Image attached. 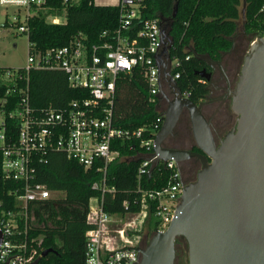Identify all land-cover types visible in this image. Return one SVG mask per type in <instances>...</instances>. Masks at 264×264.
I'll use <instances>...</instances> for the list:
<instances>
[{
    "label": "built area",
    "instance_id": "1",
    "mask_svg": "<svg viewBox=\"0 0 264 264\" xmlns=\"http://www.w3.org/2000/svg\"><path fill=\"white\" fill-rule=\"evenodd\" d=\"M45 1L0 0V7L26 11L18 31L28 37L30 9L40 7ZM144 1L117 0L112 6L118 10V26L111 35L103 33V37H109L101 43L86 45L83 37L78 36L67 46L45 52L34 51V46L29 43L23 67H0L1 175L4 180L13 181L18 186V210L0 212V264H32L41 256L40 241L29 238V204L52 198L47 187L37 182L38 165L46 161L50 152H60L85 170L100 173V181L93 183L91 189L100 191L102 196L115 191L107 187L106 170L117 156L112 150L116 141H139V148L143 151L138 158V177L148 174L154 166V141L164 116L158 97L171 86L169 75L174 81L179 78L178 73L171 74L179 66V61L162 53L165 44H169L162 33L167 27L166 22L159 17L144 18ZM64 2L75 3V0ZM14 20L18 22L19 15ZM157 54L161 55L164 67L158 65ZM135 68L142 70L151 100H157L160 116L149 128L121 130L112 123L116 83L122 74ZM46 71L63 73L68 85L80 91L79 99L69 102L64 108L32 107L31 73ZM181 95L189 98L187 92ZM160 163L169 172L168 183L161 190H139L142 201L137 214L109 215L103 211L102 199L91 205L88 222L95 228L85 234L84 264H137L140 260L139 227L151 205H154V215L159 222L156 231H166L181 202L183 187L175 161ZM112 244L120 247L114 249Z\"/></svg>",
    "mask_w": 264,
    "mask_h": 264
},
{
    "label": "trees",
    "instance_id": "2",
    "mask_svg": "<svg viewBox=\"0 0 264 264\" xmlns=\"http://www.w3.org/2000/svg\"><path fill=\"white\" fill-rule=\"evenodd\" d=\"M30 12L28 42L39 52L67 46L78 36L86 45L98 44L109 37H103V33L111 35L118 26L117 8L95 5L94 0H46ZM142 13L144 18H161L169 27V56L179 61L171 74H179L177 86L195 104L206 93L199 76L206 64L196 56L219 61L223 53L230 51L241 14L243 33L264 37V0H145ZM79 93L68 85L61 72L31 73L30 102L34 108H64L78 100ZM156 104V99L151 100L142 70L135 68L122 74L116 83L112 123L127 131L149 128L159 117ZM112 150L117 156L107 166V187L115 191L103 196L91 189L93 183L100 181V173L85 170L60 152H50L46 161L38 165L37 182L52 193L48 200L29 204V238L40 241V254L51 250L38 264H84L85 234L95 228L88 222L92 201L102 199L103 211L109 215H134L140 210L141 191L161 190L167 185L169 172L163 163L153 166L149 176L138 177V158L143 151L139 141L119 140L112 144ZM17 188L15 182L2 178L0 167V212L18 210ZM154 214L151 205L139 229L141 235L147 232L150 238L155 233L159 222ZM175 246L185 254L184 244L178 239Z\"/></svg>",
    "mask_w": 264,
    "mask_h": 264
},
{
    "label": "water",
    "instance_id": "3",
    "mask_svg": "<svg viewBox=\"0 0 264 264\" xmlns=\"http://www.w3.org/2000/svg\"><path fill=\"white\" fill-rule=\"evenodd\" d=\"M162 33L169 42L162 53L169 58V27ZM196 57L210 67L220 64L208 56ZM155 58L163 66L161 55ZM157 71L159 85V68ZM211 74L199 72L201 78ZM170 81L177 88L172 77ZM158 90L161 92L160 86ZM230 96L236 125L218 146L200 105L183 98L181 92L173 101L166 99L168 107L154 141V166L196 157L202 169L197 180L183 190L166 231H156L143 248H138L137 264H175L176 239L184 244L187 264H264V37L251 44ZM183 112L189 116L194 140L203 154L165 147ZM1 239L0 234V244ZM49 252L44 251L32 264H38Z\"/></svg>",
    "mask_w": 264,
    "mask_h": 264
},
{
    "label": "flooded vegetation",
    "instance_id": "4",
    "mask_svg": "<svg viewBox=\"0 0 264 264\" xmlns=\"http://www.w3.org/2000/svg\"><path fill=\"white\" fill-rule=\"evenodd\" d=\"M235 36L232 39L233 46L231 50L221 55L219 65H212L210 67L205 63L204 70L209 74L214 70V73L208 78H203L202 84L204 85V90L206 89V93L197 103V105L201 106V112L209 124L217 146L226 134L233 130V127L235 129L234 125H236L237 116L230 110V92L235 88L237 83L240 68L245 57L244 50L247 47L243 44L236 46ZM179 92L183 93L178 86L176 88L171 82V86L165 92L166 98L162 97V93L159 95L158 99L161 101L162 111H166L168 101H173L179 95ZM165 147L203 154L198 149L194 140L192 125L187 112L180 114L172 135L165 142ZM208 162H210L209 159ZM175 166L179 173L183 190L197 180V176L202 169V163L196 157L178 160L175 162ZM148 240V234L145 232L141 235L140 248H143ZM176 264H179V262Z\"/></svg>",
    "mask_w": 264,
    "mask_h": 264
},
{
    "label": "rangeland",
    "instance_id": "5",
    "mask_svg": "<svg viewBox=\"0 0 264 264\" xmlns=\"http://www.w3.org/2000/svg\"><path fill=\"white\" fill-rule=\"evenodd\" d=\"M78 0H75L77 2ZM117 0H94L95 5H115ZM16 15H19V21L14 20ZM26 11L15 7L6 9L0 7V67L4 68H20L26 64L28 56L29 42L28 37L24 33L18 31V23L23 24ZM53 21L54 19H47ZM62 20H64L62 18ZM58 20H54V22ZM6 23V24H5ZM5 24V25H4ZM243 17L238 21L237 34L235 36L236 46L238 44L246 45L244 55L249 52L252 43L259 38L255 35H245L242 30ZM94 204V201H92ZM140 229V227H139ZM176 256L175 264L185 262V254L179 246H175Z\"/></svg>",
    "mask_w": 264,
    "mask_h": 264
},
{
    "label": "bare ground",
    "instance_id": "6",
    "mask_svg": "<svg viewBox=\"0 0 264 264\" xmlns=\"http://www.w3.org/2000/svg\"><path fill=\"white\" fill-rule=\"evenodd\" d=\"M111 246H112V248H114V249H117L118 247H120V245H117V244H112Z\"/></svg>",
    "mask_w": 264,
    "mask_h": 264
}]
</instances>
